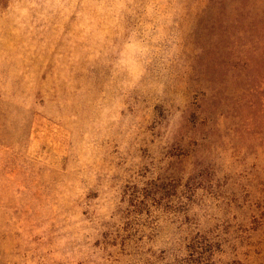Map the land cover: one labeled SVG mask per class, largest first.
Wrapping results in <instances>:
<instances>
[{
  "label": "rangeland",
  "instance_id": "1",
  "mask_svg": "<svg viewBox=\"0 0 264 264\" xmlns=\"http://www.w3.org/2000/svg\"><path fill=\"white\" fill-rule=\"evenodd\" d=\"M234 1L0 4V264H264V1L251 33Z\"/></svg>",
  "mask_w": 264,
  "mask_h": 264
},
{
  "label": "trees",
  "instance_id": "2",
  "mask_svg": "<svg viewBox=\"0 0 264 264\" xmlns=\"http://www.w3.org/2000/svg\"><path fill=\"white\" fill-rule=\"evenodd\" d=\"M8 0H0V4H4L6 3ZM255 1V0H236L234 1V6H233V10L236 12V20H235V24L238 26V29L242 26V24L245 25L244 29H240V31L244 32H250L251 33V29H253V23L249 22V17H250V11L252 9H250L251 3ZM260 1V0H259ZM264 1V0H263ZM262 13H264V9L261 11ZM239 20H242L243 23L241 25H239ZM260 22V29L264 30V22L262 23ZM260 30V31H261ZM258 39H256V41L254 43H257Z\"/></svg>",
  "mask_w": 264,
  "mask_h": 264
}]
</instances>
